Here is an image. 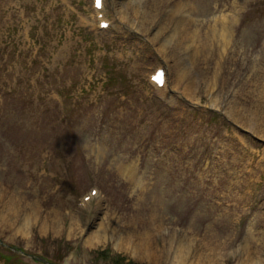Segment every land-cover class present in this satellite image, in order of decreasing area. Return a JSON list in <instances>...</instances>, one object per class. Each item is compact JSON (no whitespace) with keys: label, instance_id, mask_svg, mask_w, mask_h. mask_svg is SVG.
<instances>
[{"label":"rangeland","instance_id":"obj_1","mask_svg":"<svg viewBox=\"0 0 264 264\" xmlns=\"http://www.w3.org/2000/svg\"><path fill=\"white\" fill-rule=\"evenodd\" d=\"M105 7L0 0V264H264V0Z\"/></svg>","mask_w":264,"mask_h":264},{"label":"bare ground","instance_id":"obj_2","mask_svg":"<svg viewBox=\"0 0 264 264\" xmlns=\"http://www.w3.org/2000/svg\"><path fill=\"white\" fill-rule=\"evenodd\" d=\"M134 1H138V0H134ZM139 1H142V0H139ZM137 4V3H136ZM184 23V22H183ZM182 23V24H183ZM176 33H171L169 36H171V37H173L174 35H175ZM170 38V37H169ZM171 39V38H170ZM168 42H170V40L167 38V39H165L164 40V44H166V43H168ZM180 44V43H179ZM177 46V45H176ZM178 47V46H177ZM179 75H185V73H183V74H181V72L179 73ZM167 80V79H166ZM193 84V83H192ZM188 86H191V83L190 82H188ZM162 91H163V93H166V90L165 89H162ZM3 219L5 220V221H8L9 220V218H8V214L7 213H5V214H3ZM23 225V229H22V231H25V229H26V226L25 225H27L26 224V222H24V224H22ZM97 233H100V231L99 232H97ZM245 244H247V243H245ZM180 248H182V250H183V252L187 249V245H182Z\"/></svg>","mask_w":264,"mask_h":264},{"label":"trees","instance_id":"obj_3","mask_svg":"<svg viewBox=\"0 0 264 264\" xmlns=\"http://www.w3.org/2000/svg\"><path fill=\"white\" fill-rule=\"evenodd\" d=\"M123 257L121 255L113 256L114 264H121Z\"/></svg>","mask_w":264,"mask_h":264},{"label":"water","instance_id":"obj_4","mask_svg":"<svg viewBox=\"0 0 264 264\" xmlns=\"http://www.w3.org/2000/svg\"><path fill=\"white\" fill-rule=\"evenodd\" d=\"M41 259L44 260L45 262H47L48 264H54V263H51V262H49V261H47V260H45L43 258H41Z\"/></svg>","mask_w":264,"mask_h":264},{"label":"snow or ice","instance_id":"obj_5","mask_svg":"<svg viewBox=\"0 0 264 264\" xmlns=\"http://www.w3.org/2000/svg\"><path fill=\"white\" fill-rule=\"evenodd\" d=\"M97 4L99 5V0H97Z\"/></svg>","mask_w":264,"mask_h":264}]
</instances>
